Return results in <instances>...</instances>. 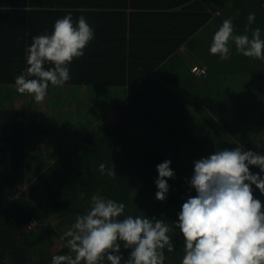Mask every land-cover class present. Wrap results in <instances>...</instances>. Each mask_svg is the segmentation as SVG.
Masks as SVG:
<instances>
[{"label":"trees","instance_id":"1","mask_svg":"<svg viewBox=\"0 0 264 264\" xmlns=\"http://www.w3.org/2000/svg\"><path fill=\"white\" fill-rule=\"evenodd\" d=\"M68 12L74 21L85 16L95 37L71 62L63 85L76 93L92 86L112 101L111 110L89 119L87 111L75 118L65 110L55 125L33 94L19 93L34 100L22 106L13 104L16 97L1 106L5 87L17 92L33 36L50 34ZM228 18L237 34L256 27L264 34V7L254 0H0V264H51L54 253H69L53 221L72 225L94 194L124 202L125 215L164 219L176 246L165 252V264H180L183 237L174 221L196 194L188 183L193 162L237 144H264V60L238 53L234 44L227 59L204 49ZM201 58L209 61L206 77L190 69ZM71 128L87 130L71 142ZM166 159L176 178L161 201L154 181ZM100 163L116 175L101 174ZM254 194L264 202L259 189ZM123 251L126 258L130 250Z\"/></svg>","mask_w":264,"mask_h":264},{"label":"clouds","instance_id":"2","mask_svg":"<svg viewBox=\"0 0 264 264\" xmlns=\"http://www.w3.org/2000/svg\"><path fill=\"white\" fill-rule=\"evenodd\" d=\"M255 19V12H250L248 24ZM94 37L95 28L85 16L74 21L68 12L58 18L50 34L33 36L26 47L27 67L15 77L17 91L43 101L49 84L60 86L71 79V62L84 56ZM231 44L246 57L264 60L259 27L251 35L247 29L237 34L232 19H225L213 34L209 52L227 59ZM193 163L188 183L196 194L182 203L174 221L183 237L180 264H264V202L254 194L259 189L264 195V152L237 144ZM171 164L166 159L156 166L157 200L167 198L169 179L176 178ZM98 167L101 174L116 175L115 167ZM125 209L124 202L92 195L89 209L78 214L61 237L69 253L53 255L51 264H165V252L176 247L169 235L172 226L147 214L125 215ZM123 250H130L126 258Z\"/></svg>","mask_w":264,"mask_h":264},{"label":"rangeland","instance_id":"3","mask_svg":"<svg viewBox=\"0 0 264 264\" xmlns=\"http://www.w3.org/2000/svg\"><path fill=\"white\" fill-rule=\"evenodd\" d=\"M262 35L264 36V34H262ZM208 48L209 47H205L204 49L208 50ZM182 53L184 55H187L188 59H192V57L190 56V54L188 53L186 48H184V47L182 48ZM207 62H209V61L207 59H204V58L196 59V60L194 59V61H193L194 64H205L208 66L209 64ZM70 87L71 86H68V85H61L58 88L67 92L70 89ZM15 90L17 91V89H15ZM3 91H4V89L1 88L0 92H3ZM79 91L80 92H78V93H76L75 91H73V92L68 91V95H64L65 100L61 97L59 100V103H58V100L56 99L57 96L52 95L51 98L49 99V97H48L49 94L47 92V95L45 96L44 100L40 101V102L36 101L35 106H37V110H40L42 114H46V112L49 113L50 117H51V119L55 125L57 122L56 118L58 116V112L63 113V112H65V110H66V113H64L65 115H69L70 113H68V112L73 111L72 114L75 116V118H78V116L76 115L77 110L81 109L82 112L87 111L86 117L88 119L91 117L90 114H95L97 112H102V113L107 112L108 113L111 110V107L113 104L109 98H106L105 96L100 98L101 95H94L93 93L90 94L92 92V90L91 89L89 90L86 86L80 87ZM18 93H19L18 91L15 93V92H13V90H6L5 92L2 93L3 98L7 102V105L11 104L12 98H14V97H16V98L13 101V104H15L16 106H22L26 102L34 101V100L30 101L29 96H27V95L22 96L21 94H18ZM71 96H73V97L71 99H69ZM91 98L93 99V101L91 100ZM48 99H49V101L47 102ZM55 100H56V103L54 102ZM66 100L67 101L69 100V102H67ZM1 102H2V99L0 96V104H1ZM50 103L53 105L51 106ZM97 103H99L102 108L99 107ZM2 105H4V104L2 103ZM81 120H82V118H81ZM57 128H59V125H57ZM80 129L81 128H78L75 130L73 128L69 129L68 130V137L66 136L65 138L69 139L71 142H73L72 141L73 136H74L73 132L78 133V131L79 132H85L87 130L85 128H82L80 131ZM247 130H249V129H247ZM57 133L59 134L60 132L57 131L56 134ZM63 145L65 146L64 141H63ZM55 150L56 149H53L52 151H55ZM53 222H54V225L56 226L55 228H56V232L58 234L57 237H60V239H61L63 233L65 231H67L69 228H71V226L73 225V224L71 225L69 223H64V224L59 223L58 224V222H59L58 220L53 221ZM56 239L58 241L62 242L60 239H58V238H56ZM64 244H65V241H64ZM53 250H54V252H56V248ZM54 255H56V253H54Z\"/></svg>","mask_w":264,"mask_h":264},{"label":"crops","instance_id":"4","mask_svg":"<svg viewBox=\"0 0 264 264\" xmlns=\"http://www.w3.org/2000/svg\"><path fill=\"white\" fill-rule=\"evenodd\" d=\"M215 14H218V11H216L215 12ZM220 14V13H219ZM184 48H186V47H184ZM187 49V48H186ZM188 50V49H187ZM88 87H92V86H88ZM87 87V88H88ZM51 89V90H50ZM56 89V90H55ZM58 89V87H49L48 88V96H52V95H55V96H57L56 97V99L58 100V103H59V100H60V98L62 97L63 99H64V95H68V91L67 92H65V91H63V90H61L60 88H59V90H57ZM5 90H7V88L5 87ZM80 92V91H79ZM90 92V91H89ZM94 94V91H92L90 94ZM19 94V93H18ZM73 96H71L69 99H71ZM50 99V98H49ZM65 100V99H64ZM67 101V100H66ZM55 103H56V100L54 101ZM67 102H69V100L67 101ZM3 104L4 105H1V106H7V107H10V104H8L7 105V102L5 101V102H3ZM82 134V133H81ZM80 134V135H81ZM73 139L78 135V133H76V132H73ZM80 135H78V136H80ZM251 136H249V137H246V140H249V138H250ZM74 141V140H73ZM258 145H260V147L261 148H258L256 151H258V152H262L263 151V149H264V144L263 143H260V142H257V143H255V145H254V149L258 146ZM245 148L246 149H253V148H249V147H247V146H245ZM51 159V158H50Z\"/></svg>","mask_w":264,"mask_h":264},{"label":"built area","instance_id":"5","mask_svg":"<svg viewBox=\"0 0 264 264\" xmlns=\"http://www.w3.org/2000/svg\"><path fill=\"white\" fill-rule=\"evenodd\" d=\"M254 2H256L257 5L259 4L261 7H264V0H254ZM190 68L191 71L199 77H206L208 72V66L205 64H192ZM35 224L36 221H33L31 223V225H35Z\"/></svg>","mask_w":264,"mask_h":264}]
</instances>
